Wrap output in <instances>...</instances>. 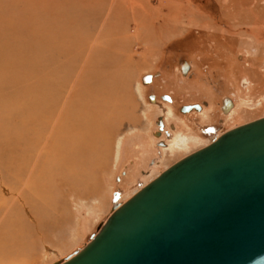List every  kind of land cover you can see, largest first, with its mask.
Instances as JSON below:
<instances>
[{
	"label": "rangeland",
	"instance_id": "rangeland-1",
	"mask_svg": "<svg viewBox=\"0 0 264 264\" xmlns=\"http://www.w3.org/2000/svg\"><path fill=\"white\" fill-rule=\"evenodd\" d=\"M41 1L0 0V56L14 46V56L29 62L23 93L0 82V184L19 193L0 186V254L15 253L6 264L62 259L166 167L264 115V47L257 54L264 0H244L235 11L237 0L225 8L217 0L214 12L201 7L208 0H190L200 11L193 21L188 0H142L124 20L113 5L127 0H100L108 2L100 14L99 5L85 3L81 14L63 9L83 16L70 36L36 23ZM27 8L33 16L25 17ZM22 25L34 38H25ZM48 89L60 103L46 127ZM224 97L232 101L226 111ZM34 121L43 136L48 131L41 153Z\"/></svg>",
	"mask_w": 264,
	"mask_h": 264
},
{
	"label": "water",
	"instance_id": "water-1",
	"mask_svg": "<svg viewBox=\"0 0 264 264\" xmlns=\"http://www.w3.org/2000/svg\"><path fill=\"white\" fill-rule=\"evenodd\" d=\"M53 264H264V115L166 167Z\"/></svg>",
	"mask_w": 264,
	"mask_h": 264
},
{
	"label": "bare ground",
	"instance_id": "bare-ground-1",
	"mask_svg": "<svg viewBox=\"0 0 264 264\" xmlns=\"http://www.w3.org/2000/svg\"><path fill=\"white\" fill-rule=\"evenodd\" d=\"M105 1V0H104ZM108 1V0H107ZM102 2V1H100V0H65L64 2H59V3H55V2H53V0H51V3L49 4V3H47V0L45 1V0H42L41 1V3L38 5V6H41L40 7V9H41V13H42V15L39 17V18H37V17H35V21H37L36 23H38V21H39V19H43L44 21H45V24H43V25H40L41 27H46V29H47V33H49L50 31H54V33L56 34V36H58V35H60L61 36V34H63V33H66V35L65 36H70V35H67V34H69V33H74V32H77L78 31V28L81 26V23H80V17H83L82 15H80V16H78V17H76V18H70V17H66L65 16V11H63V9H65V10H73V11H78V12H80V11H84L82 8H81V6L82 5H84V3L85 4H92V8L93 9H95V7H97L98 5V9H97V14H100V13H102V10H103V6H102V4H104V3H108V2ZM114 0H112V3H114V2H116V1H114ZM144 1V0H143ZM110 2V1H109ZM127 2V5H125V6H123V5H121V4H118L119 2H117V5L116 6H114L113 5V7L115 8V9H117L118 11H116L117 13H114L113 15H114V17H117V18H122L123 20H124V18L123 17H125V18H127L128 16H129V14L130 13H134V8L135 7H137V6H140L139 5V3H142V0L140 1V0H127L126 1ZM79 3L81 4L80 6H79ZM83 3V4H82ZM111 3V4H112ZM122 3H123V1H122ZM56 4H59L60 6L59 7H57V5ZM110 4V5H111ZM116 4V3H115ZM147 4V6L146 7H148V5L150 4V3H146ZM159 4V3H158ZM62 6V7H61ZM105 6V5H104ZM143 6H144V4H143ZM160 6V5H159ZM80 7V8H79ZM125 7V8H124ZM152 7V6H151ZM124 8V9H123ZM105 10V9H104ZM114 10V9H113ZM126 11H129L130 13L128 14ZM136 11V10H135ZM32 12H36V11H32ZM32 12H31V10L30 9H26L25 10V17L27 16V17H31V16H33L32 15ZM112 12V11H111ZM141 12V11H140ZM136 13H138V11H136L135 12V14ZM77 14H81V12L80 13H77ZM104 14V13H103ZM107 15V14H106ZM110 15V14H109ZM108 15V16H109ZM134 16V15H133ZM141 16V15H140ZM134 17H136V18H139L138 17V15L136 16H134ZM112 19H114L113 17H111ZM132 18V17H131ZM116 19V18H115ZM140 19H141V17H140ZM67 20H69L70 22L67 24V25H63V23L64 22H67ZM123 20H121V21H123ZM126 20V19H125ZM138 19H136V21H137ZM138 22V21H137ZM140 22H142V21H140ZM27 23V21L26 22H24L23 24L25 25ZM28 23H30V22H28ZM125 23V22H124ZM124 23H123V25H124ZM126 23H127V20H126ZM32 24V23H31ZM39 24V23H38ZM113 24V25H112ZM112 26L110 27L111 29H113V27H116L115 26V24L116 23H113L112 22ZM122 24V23H121ZM131 25L129 22L127 23V25ZM139 24V23H138ZM144 24V23H143ZM12 25H13V23H12ZM24 25H22V30H24L25 32H27V35L25 36V38H34L33 37V35L34 34H31V33H29L32 29H31V27H28V26H25V27H23ZM119 25V24H118ZM126 25V26H127ZM122 27V25H119V27ZM125 26V28L126 29H128V27H126ZM135 26V25H134ZM140 26H142L141 24H140ZM130 27V26H129ZM145 27V26H144ZM117 28H118V26H117ZM124 28V29H125ZM151 28V27H150ZM114 29H116V28H114ZM119 29V28H118ZM118 29H117V31H118ZM123 29V28H122ZM143 29V27L141 28V30ZM8 30V29H7ZM11 30V29H10ZM120 30H121V28H120ZM133 30V29H132ZM138 30V29H137ZM144 30V29H143ZM114 31H116V30H114ZM119 32V31H118ZM139 32V31H138ZM51 34V33H50ZM64 36V35H63ZM50 35H49V39H50ZM56 38L57 37H53L52 39H50V40H56ZM70 39H72L71 37H69ZM60 39H61V37H60ZM60 39H59V41H60ZM7 43V42H6ZM85 44V43H84ZM13 45V44H12ZM1 46H2V44H1ZM6 46H8V45H6ZM17 46V45H16ZM26 46H30L29 44L28 45H26ZM84 47V46H83ZM16 47H14V46H8L7 47V51H9L8 52V54L7 55H5V58H4V56L3 57H1L0 56V64L3 62V61H5V60H9V62L7 63V64H5V65H3V66H1L0 65V82H1V84L3 83V84H6V85H9L10 87L11 86H15L16 85V91L19 93V94H21V93H23L24 92V87H23V85H22V82L25 80V78H27V75H26V73H25V71H24V67L25 66H27V64L29 63V62H27L28 60L27 59H25L24 58V56H18V57H16V56H14V49H15ZM31 48H32V50L33 51H36V46L34 47V46H31ZM16 52L18 53V50H16ZM12 57H15L14 59V61H12ZM26 69V68H25ZM35 85V84H34ZM46 90V89H45ZM13 91V89L11 88L10 89V91L8 92V93H11ZM49 89L47 90V99H46V106H47V108H48V114L47 113H45L44 114V117H43V119H44V121L46 122V127L47 126H49V125H51V123L52 122H54L53 121V119H54V110L56 109V107L58 106V104L60 103V95L58 96L57 94H52V93H49ZM8 93H6V94H8ZM50 109V110H49ZM35 123H34V125H33V128H34V138L35 139H38V141L40 142V144H39V147H40V153L42 152L41 151V147H42V145L43 144H45L46 143V139H47V133H48V131H45V135L43 136L42 134H43V129H41V131L39 132L38 130H36V128H37V125H36V122L37 121H34ZM30 172H31V170H30ZM0 186H1V188H5V189H7V190H9L10 192H11V190L10 189H8L4 184H0ZM18 185H15V187H17ZM5 191V190H4ZM9 191H8V193H9ZM6 192V191H5ZM4 192V193H5ZM8 193H6L7 194V196H8ZM11 196H13L14 198H15V196L18 198L19 197V193L16 195L15 194V191L12 193L11 192ZM9 199V198H8ZM9 202V201H8ZM13 254V253H12ZM15 255V253L13 254V255H7V253H5V254H0V264H6V262H8L9 260H11L12 258L11 257H13ZM17 255H18V253H17ZM11 256V257H10Z\"/></svg>",
	"mask_w": 264,
	"mask_h": 264
},
{
	"label": "flooded vegetation",
	"instance_id": "flooded-vegetation-1",
	"mask_svg": "<svg viewBox=\"0 0 264 264\" xmlns=\"http://www.w3.org/2000/svg\"><path fill=\"white\" fill-rule=\"evenodd\" d=\"M224 1V4L222 5V8H225V7H227L228 5H229V1L230 0H223ZM238 2L237 3H234L235 5H234V7H233V9H234V11H235V9H236V6L238 5H240V4H242V3H244V0H237ZM188 6L189 7H191L192 8V20L191 21H193V19H194V17L196 16V15H198V13L200 14V11H197V9L195 8V6L194 5H192V4H190V0H188ZM217 0H208V1H206V2H204V4L201 6L202 8H203V10H211V11H216L217 10ZM258 3V1H256L255 2V4H254V6L253 7H255V5ZM237 4V5H236ZM264 6V5H263ZM223 10V9H222ZM202 13V12H201ZM261 13H264V7L263 8H261ZM211 13H209V18H211V15H210ZM225 16V15H224ZM218 18H219V16H218ZM190 21V22H191ZM230 23V22H229ZM230 25L231 24H228V23H226V24H224V26L227 28V29H231V27H230ZM260 39V38H259ZM262 40H264V39H262ZM261 39L259 40V42H261L262 41ZM264 42V41H263ZM262 47H264V46H261V47H258V50H257V54L259 55L260 54V50H261V48ZM186 64L188 65V63L186 62ZM182 72V71H181ZM247 82V80H244V83H246ZM188 105H183L182 107H187ZM232 107V101L230 100V98H228V97H224V98H222V104H221V110L222 111H226V110H229L230 108ZM185 108H182V109H185ZM202 112V111H201ZM160 121V122H159ZM158 121V132H160L161 133V131L163 130V132L165 131L164 130V127H161L162 126V121L161 120H159Z\"/></svg>",
	"mask_w": 264,
	"mask_h": 264
}]
</instances>
